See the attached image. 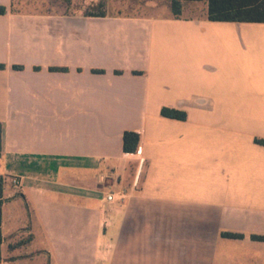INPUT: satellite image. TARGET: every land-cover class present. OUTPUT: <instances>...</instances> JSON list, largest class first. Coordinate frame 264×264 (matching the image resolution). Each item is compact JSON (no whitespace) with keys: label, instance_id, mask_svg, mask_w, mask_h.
I'll return each mask as SVG.
<instances>
[{"label":"crops","instance_id":"1","mask_svg":"<svg viewBox=\"0 0 264 264\" xmlns=\"http://www.w3.org/2000/svg\"><path fill=\"white\" fill-rule=\"evenodd\" d=\"M13 1L1 264H264V23L209 21L207 3L174 18Z\"/></svg>","mask_w":264,"mask_h":264},{"label":"trees","instance_id":"2","mask_svg":"<svg viewBox=\"0 0 264 264\" xmlns=\"http://www.w3.org/2000/svg\"><path fill=\"white\" fill-rule=\"evenodd\" d=\"M140 2H167L172 9V16L180 18L186 5L194 2H206L208 6L206 18L215 22H255L264 23V0H134ZM17 0L12 3L13 12L20 11L16 8ZM105 1H99L90 5L91 12H86V16H106ZM8 8L0 5V14H6ZM4 65L0 64V68ZM164 117L186 120L187 113L178 109L164 107L161 111ZM141 136L138 132L127 130L123 136V148L127 153H136L139 150ZM256 143L264 145V139H256ZM3 126L0 123V156L2 153ZM3 205L0 191V264L2 263V244H3ZM264 240V237H256Z\"/></svg>","mask_w":264,"mask_h":264},{"label":"rangeland","instance_id":"3","mask_svg":"<svg viewBox=\"0 0 264 264\" xmlns=\"http://www.w3.org/2000/svg\"><path fill=\"white\" fill-rule=\"evenodd\" d=\"M105 1L109 14L119 15H155L158 17L172 15V9L167 2H140L134 0H17L16 8L31 10L35 8H46L54 10H66L70 13L91 12L90 5L95 2ZM206 2H194L186 5L183 17L200 18L205 17L204 6ZM193 4L196 7L193 8ZM7 258V256H6Z\"/></svg>","mask_w":264,"mask_h":264},{"label":"built area","instance_id":"4","mask_svg":"<svg viewBox=\"0 0 264 264\" xmlns=\"http://www.w3.org/2000/svg\"><path fill=\"white\" fill-rule=\"evenodd\" d=\"M11 183L16 187L20 188L21 187V180L18 177H12L11 178ZM116 199V194L115 193H110L107 197L108 201H114Z\"/></svg>","mask_w":264,"mask_h":264}]
</instances>
